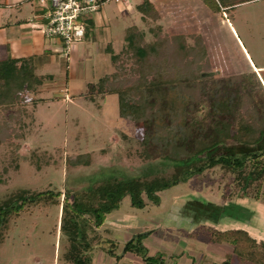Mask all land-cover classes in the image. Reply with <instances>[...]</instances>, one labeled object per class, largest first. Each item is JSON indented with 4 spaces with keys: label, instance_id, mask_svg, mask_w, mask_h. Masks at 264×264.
<instances>
[{
    "label": "rangeland",
    "instance_id": "rangeland-1",
    "mask_svg": "<svg viewBox=\"0 0 264 264\" xmlns=\"http://www.w3.org/2000/svg\"><path fill=\"white\" fill-rule=\"evenodd\" d=\"M3 1L0 11L8 7ZM216 4V0H157L147 4L145 10L137 9L139 13H135L129 27L141 45L154 46L148 58L140 59L122 37V48L116 53L120 57L116 62L110 58L105 77L118 90H124L129 101L152 102L142 116H123L119 96L109 93L110 85L107 93L98 90L101 95L96 93L92 98L91 91L97 89L99 80L89 87L88 98L73 94L71 100L57 98L56 93L68 90L49 75H38L43 83L29 81L15 97L11 94L17 101L11 115L0 106V201L22 189L62 192L61 204L41 203L12 218L0 244V264H70L64 256L69 238L61 229L66 191L86 189L111 174L140 176L152 168V163L159 162L160 166L163 154H176V146L188 141L187 136L183 138L190 133L183 120L210 115L215 102L226 100L234 105L239 101L243 102V112L253 111L250 103L260 89L254 68L228 21L254 63L264 65V0H250L235 7ZM260 74L263 77L264 70ZM153 77L163 86V96L158 99L157 91L141 85L143 78ZM249 87H254V96L247 91ZM39 96L48 99L40 100ZM239 118L237 114L235 123ZM262 147L264 142L255 146L231 142L212 152ZM177 153L186 154L183 149ZM171 171L168 167L164 173ZM70 198L73 200V195ZM194 200L200 202V207L193 208ZM206 200L210 206L231 201L227 204L234 205L232 212L244 219L250 209L252 224L242 227L264 240L263 199L253 193L244 194L235 187L232 175L215 168L163 190L160 204L147 200L143 206H133L126 194L119 208L107 213L99 226L90 215L81 214V234H86L90 242L85 253L88 264H145L139 254L128 252L119 258L109 255L110 239L120 244L115 252L122 254L126 230H131L128 236L132 237L138 231L133 230L135 227L151 232L145 237L148 253L163 254L167 264L172 257L175 259L173 251L180 249L195 250L202 258L214 256L206 235L194 238L191 234L199 231V224L213 222L212 210L208 213L202 209L201 202ZM105 227L110 228L108 234ZM101 236L110 238L97 246ZM224 245L231 246L226 242ZM108 256L112 262L105 260Z\"/></svg>",
    "mask_w": 264,
    "mask_h": 264
},
{
    "label": "trees",
    "instance_id": "trees-1",
    "mask_svg": "<svg viewBox=\"0 0 264 264\" xmlns=\"http://www.w3.org/2000/svg\"><path fill=\"white\" fill-rule=\"evenodd\" d=\"M246 1L250 0H216V5L235 7ZM147 4L151 5V1L143 0L138 8L145 10ZM125 39L130 43L129 46L135 49L140 59L148 58L153 44L141 45L130 27L125 31ZM119 57V54L114 53L111 55V60L116 62ZM35 69L31 57H9L0 60V106L2 105L5 111H9V115L12 114L13 108H17L14 107L17 101L14 102L15 99L11 98V94L19 93L29 81L35 84L43 83L42 77L36 74ZM254 76L257 79L260 93L250 103L253 110L251 113L250 110L243 112V102L238 101L234 105L226 100L215 102L209 111L210 115L183 120V126L190 132L183 138L187 136L188 141L181 142L179 147L176 146L174 150L176 154H163L160 166L159 162L152 163V168L140 176L111 174L86 189L77 190L75 193L71 190L66 191L62 203L61 225V229L67 233L69 238V246L64 254L65 259L70 264H88V257L85 253L90 248V242L86 234H81L82 228L78 221L81 214L90 215L94 224L99 226L107 213L119 208L126 194L130 195L133 206H143L148 201L160 204V193L163 190L215 168L222 169L223 174L232 175L235 187L244 194L253 193L264 201V147L248 148L232 153L213 154L212 152L215 147L231 142L245 146H255L264 142V76L261 78L255 70ZM141 85L157 91V99L163 96V86L155 81L154 77L143 78ZM108 87L109 93L118 94L120 112L123 116L130 113L142 116L152 104L150 100L148 103L129 101L126 98V92L118 90L116 84L109 77L104 76L98 82L97 89L105 90L107 93ZM141 89H143L142 86ZM246 89L249 94L255 95L254 87ZM237 114L240 118L235 123ZM182 149L186 153L184 156L177 153ZM36 160L38 161V158ZM168 167H171L172 171L164 173ZM61 195V191L53 189L39 191L22 189L12 192L0 201V244L4 241L12 218L34 205L61 204L59 201ZM72 195L73 200L70 198ZM199 232H203L209 240L214 242L231 244L232 251L227 252L225 260L218 264H264V240L258 239L246 228L219 229L202 225L199 231L192 232V235L195 236ZM148 233L151 232H139L128 239L122 254L115 252L118 249V243L110 239L108 247L110 255L119 258L131 252L139 254L145 264H167L163 254L149 255L144 243Z\"/></svg>",
    "mask_w": 264,
    "mask_h": 264
},
{
    "label": "crops",
    "instance_id": "crops-1",
    "mask_svg": "<svg viewBox=\"0 0 264 264\" xmlns=\"http://www.w3.org/2000/svg\"><path fill=\"white\" fill-rule=\"evenodd\" d=\"M150 1L157 3V0ZM142 2L143 0H132L131 5L127 7V4L109 1L104 3L96 13L84 16L83 18L87 23L86 34L82 40L74 45L71 53L67 56L63 50L64 45L62 39L58 37H48L44 32L42 26L44 21L42 17L44 4H42L40 0L36 2L35 0H4L3 4L8 7H3L0 11V60L9 57H31L35 64V72L37 75H49L55 83H63L67 88L68 92L60 91V93L55 94V97L71 100L73 94L88 98L89 87L94 84L95 81H100V79L108 73L111 55L117 53L119 49L122 48L121 38L125 37V31L132 24L130 21H133L135 13H139L137 9H139L138 6ZM228 22V25H231L235 31L234 33L237 41L241 49H244L243 52L246 53L249 59L248 61H250L254 70L262 78L260 71L264 70V65H257L254 63L234 25L231 21ZM59 74H64V76L60 77ZM91 92L93 93L91 97L94 98V95L99 91L95 89V91ZM98 94L101 95V93ZM39 98L40 100L48 99L45 96H39ZM190 199L194 198H189V200ZM199 199L201 200L202 198L199 197ZM230 202L226 201L222 205L213 203L215 206L213 204H211V206L208 205L210 202H207V200L204 203L201 202L203 204V211L212 210L213 216L211 219L213 222L207 224L201 223L199 227L202 225H209L219 229H227L233 228L230 227L232 225L234 228L242 227V224L251 225L252 215L248 214L247 219L238 215L235 216L232 212L234 205L227 204ZM191 203L193 208L200 205V202L197 200L191 201ZM218 209L220 210L216 212ZM248 212L252 213L250 209ZM208 213H210V211H208ZM254 218H256V215ZM225 225L229 226L223 227ZM103 230L107 232V234L110 232V228L107 227ZM133 230H138L137 233L146 231L144 227H135ZM126 231L124 235L125 241L131 238L128 236L131 230ZM150 235L151 234L148 233V237H150ZM199 235L205 234L199 232L195 236L192 235V237L196 238L199 237ZM103 237L105 236H101L100 243L97 241V246H101V244L105 243V240H109L110 238ZM144 243L146 245L145 239ZM207 243V246L213 250L214 256H220L219 259H216V257L212 255L202 258L199 256L201 254L195 250L188 252L185 249H180L176 252L173 251L172 255L175 256V259L172 257L169 264H218L225 260L227 252L232 251V246H225V242L219 243L208 239ZM118 248H120L119 243ZM101 252L104 253L103 250H101ZM183 256L186 257L183 258ZM106 259L110 262L113 261L109 256L105 258V260Z\"/></svg>",
    "mask_w": 264,
    "mask_h": 264
},
{
    "label": "built area",
    "instance_id": "built-area-1",
    "mask_svg": "<svg viewBox=\"0 0 264 264\" xmlns=\"http://www.w3.org/2000/svg\"><path fill=\"white\" fill-rule=\"evenodd\" d=\"M43 7L42 26L48 37L61 38L64 53L69 56L74 45L86 34L84 16L94 14L109 1L131 5L132 0H40Z\"/></svg>",
    "mask_w": 264,
    "mask_h": 264
},
{
    "label": "bare ground",
    "instance_id": "bare-ground-1",
    "mask_svg": "<svg viewBox=\"0 0 264 264\" xmlns=\"http://www.w3.org/2000/svg\"><path fill=\"white\" fill-rule=\"evenodd\" d=\"M230 26V28H231V31L233 32V34L235 35V31L233 30V28L231 27V25H229ZM242 50H244L243 48H242ZM245 53V52H244ZM245 56H246V58L248 59V57H247V55H246V53H245ZM249 60V59H248ZM250 62V61H249Z\"/></svg>",
    "mask_w": 264,
    "mask_h": 264
}]
</instances>
